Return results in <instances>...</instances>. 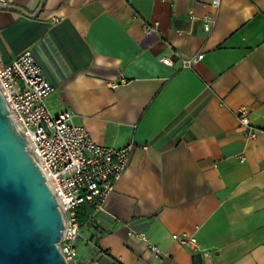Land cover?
I'll list each match as a JSON object with an SVG mask.
<instances>
[{
    "label": "crops",
    "instance_id": "obj_1",
    "mask_svg": "<svg viewBox=\"0 0 264 264\" xmlns=\"http://www.w3.org/2000/svg\"><path fill=\"white\" fill-rule=\"evenodd\" d=\"M211 1L0 8L3 62L29 51L54 87V112L71 111L99 145L135 146L103 209L81 224L79 264H264V0ZM198 53L191 68L179 66ZM239 111L255 136L244 137ZM139 230L148 242L130 234ZM182 233L194 250L173 239Z\"/></svg>",
    "mask_w": 264,
    "mask_h": 264
},
{
    "label": "built area",
    "instance_id": "obj_2",
    "mask_svg": "<svg viewBox=\"0 0 264 264\" xmlns=\"http://www.w3.org/2000/svg\"><path fill=\"white\" fill-rule=\"evenodd\" d=\"M211 2L212 7L217 9L220 1ZM4 3L5 0H0V4ZM214 22L213 14L204 15L202 29L210 32ZM144 30L153 33L155 26L147 25ZM202 57L203 54L198 53L179 58V66L191 68ZM159 60L169 66L176 63L170 56L163 55ZM53 90V85L45 78L40 65L29 51L6 64L0 51V95L11 121L23 136L26 148L38 163L55 195L64 222L58 248L67 264H79L75 242L82 233L75 218L77 210L82 203L88 204L93 211L103 209L115 184L123 176L135 146L130 142L122 147H106L93 142L87 130L72 120L71 111L64 109L54 112L48 106L47 98ZM236 114L240 125L246 129L244 137L255 136L258 129L250 124L248 114L245 111ZM244 159L241 156V160ZM130 234L148 242L145 231H131ZM172 237L191 249L196 246L193 236L182 233L173 234ZM149 245L153 253L167 255L157 245ZM209 253L202 252L203 255Z\"/></svg>",
    "mask_w": 264,
    "mask_h": 264
},
{
    "label": "water",
    "instance_id": "obj_3",
    "mask_svg": "<svg viewBox=\"0 0 264 264\" xmlns=\"http://www.w3.org/2000/svg\"><path fill=\"white\" fill-rule=\"evenodd\" d=\"M0 8L25 13L8 3ZM63 225L55 195L0 95V264H67L57 245Z\"/></svg>",
    "mask_w": 264,
    "mask_h": 264
},
{
    "label": "trees",
    "instance_id": "obj_4",
    "mask_svg": "<svg viewBox=\"0 0 264 264\" xmlns=\"http://www.w3.org/2000/svg\"><path fill=\"white\" fill-rule=\"evenodd\" d=\"M91 211H92V208L88 204L86 203L81 204V207L77 210L76 217H75L78 223L80 224V226L82 222L87 219V217H90Z\"/></svg>",
    "mask_w": 264,
    "mask_h": 264
}]
</instances>
